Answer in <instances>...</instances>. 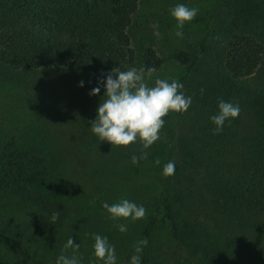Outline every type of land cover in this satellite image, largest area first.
I'll return each mask as SVG.
<instances>
[{
  "label": "trees",
  "instance_id": "trees-1",
  "mask_svg": "<svg viewBox=\"0 0 264 264\" xmlns=\"http://www.w3.org/2000/svg\"><path fill=\"white\" fill-rule=\"evenodd\" d=\"M143 1L0 0V98L16 102L0 104L13 125L0 129V264H55L62 250L73 254L64 250L70 237L81 264H102L93 233L115 245L117 264H129L140 239L142 264H264V0H215L199 41L167 56L135 30ZM169 63L184 68L192 104L163 118L158 142L95 157L93 176L69 165L35 73L103 79L113 68L153 75ZM220 99L240 114L214 133ZM169 160L175 173L164 177ZM123 198L143 205L144 218L109 219L102 203Z\"/></svg>",
  "mask_w": 264,
  "mask_h": 264
},
{
  "label": "clouds",
  "instance_id": "clouds-1",
  "mask_svg": "<svg viewBox=\"0 0 264 264\" xmlns=\"http://www.w3.org/2000/svg\"><path fill=\"white\" fill-rule=\"evenodd\" d=\"M199 9L179 3L170 8L169 15L176 22L175 35L183 36L184 25L193 21ZM154 68L131 67L128 70L113 68L102 81L98 83L105 89L104 96L96 109V118L91 122L90 130L98 141H106L112 146H128L139 141L143 149L150 148L160 139V130L165 125L163 119L169 112L183 114L192 104L191 96L183 92V83L175 78H156L153 86L146 82L151 79ZM80 87L84 86L81 81ZM101 87L93 88L89 95H98ZM203 93V89L201 90ZM218 111L209 117L215 125L213 132L223 131L225 122L238 118L240 107L238 104L220 99L217 104ZM147 152L140 156H132V163L147 159ZM160 163L159 160L156 161ZM175 160H169L163 165L161 175L170 177L174 175ZM108 218L116 221L121 218L135 222L143 219L146 209L143 205L123 198L117 203H102ZM117 230L126 233L128 227L124 223L116 225ZM94 243L92 255L102 264H117V253L114 244L109 242L107 236L93 233ZM148 245L146 239L137 240L134 245V254L130 256L129 264H142L141 253ZM79 244L74 243L70 237L64 244V250L72 249V255L62 253L57 256L55 264H81V259L75 254Z\"/></svg>",
  "mask_w": 264,
  "mask_h": 264
},
{
  "label": "rangeland",
  "instance_id": "rangeland-1",
  "mask_svg": "<svg viewBox=\"0 0 264 264\" xmlns=\"http://www.w3.org/2000/svg\"><path fill=\"white\" fill-rule=\"evenodd\" d=\"M179 3L199 9L196 18L184 25L182 37L175 35L176 22L169 15L170 8ZM214 4L215 0H144L140 5V13L136 17L134 27L136 32L145 34L144 43L156 42L160 54L167 56L177 49L178 51L188 49L192 44L199 41V38L204 35L201 20ZM143 29L145 32L141 33L140 31ZM40 72L42 73L37 72L33 76L34 80L36 79L45 87L40 92L38 101L44 106L46 105L50 111L51 108L53 109L54 129H52V133L56 138H60L63 144V153L70 157L69 165L74 166L78 171H91L93 176L94 164H96L95 157L116 151H119L117 154H120L129 149L131 144L112 146L106 141L100 142L90 130L91 122L96 118V109L105 92L103 86L98 83L103 80L102 78L62 68ZM183 73L184 68L179 64L169 63L160 72L153 74L151 79L146 82L149 86H153L156 78H175L180 81ZM81 81L84 82L83 87L79 86ZM98 86L101 87L100 93L95 96L89 95L90 91ZM14 96L15 94L4 93L0 98V104H3L2 99H5L14 105L16 102L13 101L12 103L11 100H8ZM38 101L35 104H38ZM27 105L31 108L34 107L30 101H27ZM7 114L0 112V129H3L2 132L12 133L13 125H11L12 123L9 124L11 120ZM246 124V126H251V124ZM165 132L162 128L160 137ZM134 143L141 146L139 141ZM88 156L94 157L88 158ZM85 157L88 158V164L84 165L82 169V162Z\"/></svg>",
  "mask_w": 264,
  "mask_h": 264
}]
</instances>
